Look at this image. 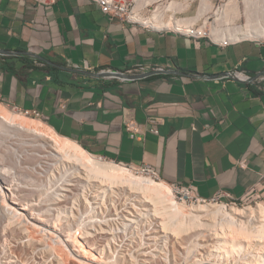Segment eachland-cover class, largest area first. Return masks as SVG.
<instances>
[{"label":"crops","instance_id":"0c3cea01","mask_svg":"<svg viewBox=\"0 0 264 264\" xmlns=\"http://www.w3.org/2000/svg\"><path fill=\"white\" fill-rule=\"evenodd\" d=\"M0 48L9 52L1 102L39 111L91 154L150 164L202 198H264V82L225 77L264 71V38L222 46L111 19L95 0H0ZM141 64L164 71L131 80L94 72Z\"/></svg>","mask_w":264,"mask_h":264},{"label":"rangeland","instance_id":"374dc122","mask_svg":"<svg viewBox=\"0 0 264 264\" xmlns=\"http://www.w3.org/2000/svg\"><path fill=\"white\" fill-rule=\"evenodd\" d=\"M205 1L209 5L208 9L203 8V3ZM205 1L193 0L192 3H190L181 2L180 0H151L144 9H141L140 15L144 16V20L146 21L148 18L146 16H151L153 13L152 11L158 9L159 11L165 12L166 18L173 14L179 18H193L191 26L197 23L198 25H202V28L204 27V20L210 16L211 18L209 20L212 23L210 24L209 21L207 24L211 26V32H213V26H215V28L219 27L218 29L223 34H226L227 26L244 25V23H246L244 0ZM172 2L173 5H175L174 7H170ZM135 5L137 6V2H135ZM223 8L230 9L229 18H231V23H228L229 25L224 21L225 19L220 18L222 22L219 21V18L217 19ZM169 27L185 29L184 27ZM4 103L7 108H15V106L7 105L6 102ZM16 109H18V112L28 116L40 118L32 111L26 113V110L22 108L18 107ZM41 119L48 122V120L44 118ZM0 134L2 138L0 139V152L4 155L2 157V164L4 167L13 165L14 174L17 173L18 175L16 178L15 176L13 177V179L15 178L13 183L15 181L17 182H15L14 185L12 184V187L14 188L17 187L18 184H21L20 186L18 185L19 194H22L26 201L35 202V212H41L48 218L51 225H53L52 230H50L56 234L51 235L49 232L44 231V225H40L41 228H39V226L38 228L35 227V229L32 228V230L31 227L33 225L31 223H35L36 221L27 214L28 210L24 211L26 215L13 216L11 212L6 213L8 209H4L5 211L0 209V264H84L80 260L87 259L84 256L77 255L76 253L74 254L71 246H68L69 243L66 240L64 241V239L68 238L67 236L79 237L89 250L95 252L99 256V260L93 261L94 264H225L224 259L226 257L225 255H221L218 249V239L220 240V238L214 235V231H207L206 229L204 231L203 229V233L200 235H197L195 231H190L188 233L183 232L177 235L170 229H164L161 225L154 224L155 220L149 217L146 218L147 216L145 215L143 216L139 212L140 210L134 207V205L132 207L131 204H128L131 200L126 201L129 205L127 208L119 203L121 200L118 199L116 195L115 197L109 193L107 194V191L101 193L98 189L96 190L93 185L95 181L81 180L79 181L80 183L77 182L78 179L75 169L69 163L61 162L63 163L61 164L58 158L41 156L44 155V153L39 154V152H34V150L30 149L28 146L17 144V138L13 136L15 138L14 141V138L9 133H5L7 135H4V133ZM11 143H13L12 146L16 148V159L14 158L15 164L10 162V156H13V154H10L12 150L10 148ZM36 156V159H38L37 162L36 159H34ZM95 156L97 159H100L99 156ZM31 158L34 159V161ZM100 160L112 161L109 159ZM131 169L137 174L144 173L148 175L147 172ZM172 185L178 193L179 201L184 202V200H186L189 205L221 204L224 205L225 208L230 209L231 207H256L258 205L256 203L257 201L264 204V198H250L248 202H239L238 206L228 202L226 199L220 202L213 200H207L206 202L199 201L192 195H188L187 191L182 190L181 185ZM72 187L79 188L78 191H73L75 197L72 193L64 190ZM75 192L79 194H75ZM65 193H67L68 196L70 195V198L67 196L69 202L66 203V205H64V201H60L61 198H67H64ZM60 194L61 196H59ZM52 197H59L58 200L61 205H55L52 201H49ZM1 200L3 202V199ZM130 203H133V201ZM21 226H25V228ZM27 227H30V231L32 230L30 236L26 235L27 231H24ZM22 228L24 232L21 231ZM59 235L63 240H59L61 239L58 238ZM262 243L264 244V241H262ZM245 244L239 247L235 252L229 253L234 255L241 251L239 255L242 258L239 259V255L237 256L239 259L238 264H249V260L251 259L250 256L254 252L253 249H262L264 247L261 241L259 242L256 240ZM59 247H61L65 253V258L63 256L61 259L59 256ZM67 253L68 259L66 258ZM207 255L209 258H207ZM203 256V260H200ZM62 260H64V262H62ZM203 261L208 262L203 263ZM231 263L232 261H230V264Z\"/></svg>","mask_w":264,"mask_h":264},{"label":"bare ground","instance_id":"6f19581e","mask_svg":"<svg viewBox=\"0 0 264 264\" xmlns=\"http://www.w3.org/2000/svg\"><path fill=\"white\" fill-rule=\"evenodd\" d=\"M136 2L137 6H135L136 13L134 18L142 22L144 21V23L153 25L155 27L175 26L179 28L184 27L185 29H188L192 25L193 18H179L174 14L166 18L165 12L159 11L158 9L153 10L151 16H146L148 18L145 21L144 16L140 15L141 9H144L145 6H147L151 2V0H137ZM244 2L246 14L245 18L247 20L246 23H244V25H233L229 27L227 26L226 34L220 32V30L218 29L219 27L215 28V26H213L212 33L214 35H216L217 37L231 35L236 39L264 37V0H244ZM174 6L175 5H173L172 2L170 4V7ZM208 7L209 5L205 1L203 3V8L208 9ZM229 13L230 9L228 10L226 8H223L217 19L219 18V21L221 22L222 19H225L224 21H226L227 25H229L231 23ZM220 18L222 19L220 20ZM0 133H4V135H7L8 133L11 134L12 137L14 136L15 138H17V144L28 146L30 149L34 150V152H39V154L44 153V155L41 156H47V158L55 157V159H59L60 163H69L75 169V172L77 174L76 177L78 179L77 182L81 180H89L91 182L95 181L93 185L96 190L98 189L99 191H101V193H105L107 191V194L109 193L113 196L116 195L117 198L121 200L119 202L120 204L126 207L129 206L128 204H131L132 207L134 205V207L140 210L139 212L143 216L145 215L147 216L146 218L149 217L152 220H155L156 222L154 221V224L161 225L164 229H170L177 235H180L183 232L188 233L190 231H195L197 235H200L203 233V229L204 231L205 229L207 231H214V235H217V237L220 238V240L218 239V249L219 252H221V255H225L226 257L224 259L225 264H230V261H232L231 264H238L239 259L242 258L239 255L241 251L235 253L234 255L229 253L235 252L236 250H238L239 247H242V245H244L245 243H251V241L256 240L259 242L261 241V244H263L262 241H264V204L259 203V201L256 202L258 204L256 207H231L230 209L225 208V206L221 204L189 205L186 200H184V202H180L178 199V193L175 190L174 186L166 182L165 180L161 178H158L160 179L158 180L156 176L148 172V175H145L144 173L137 174L131 168H138L133 166H130V168L127 165L115 161L97 159L95 155L91 154L88 150H86L78 141L68 136L60 134L49 123L41 119V117H31L24 113L18 112V109L16 108H7V106L1 101ZM0 139H2L1 136ZM12 145L13 143H11L10 146V148L12 149L10 151V154H13V156H10V162L15 164L14 158L16 159V148ZM3 156V153L0 152V177H2L3 184L6 185L4 186L0 184V209H8V212L6 213L11 212L13 213V216H21L23 214L26 215V212L24 211L28 210L27 214H29L31 218L38 223H31L33 225L31 229H35V227L38 228V226L39 228H41L40 225H44V231L49 232L51 235L55 234L53 231H51L53 225H51L48 218H46V216H44V214L39 211V213L35 212V202L32 203L26 201L23 198V195L21 194V196L19 194L18 188L21 184H18L19 186L17 185V187H12V184L14 185V183L17 182L15 181L13 183L14 179L18 175L17 173L14 175L11 173L10 169L12 167L14 168L13 165H11L10 167H4V165L2 164ZM36 158L37 156L34 159ZM34 159L32 160L34 161ZM37 160L38 159H36V162ZM138 170L143 171L141 169ZM14 176L15 178L13 179ZM75 188H66L64 190L73 194V191H78L79 189L77 187L75 190ZM77 193L78 192H75V194ZM64 195V198L68 196L67 193H65ZM59 196H61V194ZM68 197L70 198V195ZM68 197L65 199L61 198L60 201H64V205H66V203L69 202ZM58 198L52 197L49 201H52V203H54L55 205H61ZM1 199H3V202ZM127 200H131L133 201V203H130V201L127 204ZM3 203L6 207L3 205ZM235 205L238 206V204ZM21 227L25 228V226ZM21 231H23V228ZM24 231H27L26 235H31L30 227H27ZM67 237L68 238L64 239V241L66 240L69 243L68 246H71L74 254L76 253L77 255L84 256L87 259L80 260L84 264H94L93 261L99 260V256L95 252L89 250L85 246L84 242L79 239V237ZM58 238H61L59 240H63L60 235ZM253 250L254 252L250 256L251 259L249 260V264H264V247L262 249L254 248ZM59 251L60 252L58 254L62 259L65 253L63 252L61 247H59ZM238 255L239 259L237 257ZM67 256L68 253L66 254V258ZM203 258L204 256L200 260H203ZM207 258H209L208 255ZM62 262H64V260H62ZM205 262L208 261H203V263Z\"/></svg>","mask_w":264,"mask_h":264},{"label":"built area","instance_id":"2783aa9c","mask_svg":"<svg viewBox=\"0 0 264 264\" xmlns=\"http://www.w3.org/2000/svg\"><path fill=\"white\" fill-rule=\"evenodd\" d=\"M38 4H53L55 3L56 0H33ZM101 7L102 11L111 19L114 18H120L122 20L128 21V22H136V23H140V24H144V26L146 27H155L153 25L144 23V21H140L138 19H135V2L137 0H95ZM181 2H190L192 3L193 0H180ZM219 7V6H218ZM217 7V8H218ZM211 17L209 16L206 20H204L203 25L204 27L202 28V25H198L197 23H195L193 26H191L189 29H178V28H172V27H157V28H161V29H166V28H171L173 30H175L176 32L185 34L187 36L190 37H194V38H209L214 42H217L219 44H221L222 46H228L231 45L235 42H238L241 39H236L234 37H232L231 35H224L223 37H217L216 35H214L211 32V26H208V22L210 21ZM217 21V19H216ZM212 22L210 21V24ZM9 54V52H5L0 48V57L1 56H5ZM88 65V64H87ZM90 67V66H89ZM164 71V68L161 66H150V65H145V64H141L132 68H128L124 71L122 70H111V69H94V72L98 73V74H102V75H106L108 77L111 78H118L120 80H131V79H137V78H141L144 76H147L151 73H157V72H162ZM225 77H229V78H233L235 80L238 81H242L247 82V83H259V82H264V71L262 72H258L257 74H249L245 71L242 70H234L229 72L228 74H225ZM261 88H264V85L261 86ZM1 101V98H0ZM7 105H12L10 103H8ZM15 106V105H12ZM15 108H18L17 106H15ZM26 112H30L28 110H26ZM34 112L37 116L43 118V116L41 115V113L37 110L32 111ZM127 129L132 133V136H134V133L137 132L140 129V126L130 120L127 122ZM154 132L158 133L159 129L158 126L156 124V121L153 120V125L151 128ZM100 159H107L103 156H99ZM120 163H124L127 164L129 166H133L136 167L138 169L143 170L144 172H148L153 174L154 176H156L157 178H161L159 172L157 171V169L150 165V164H142V165H132L129 163H125V162H120ZM240 165L242 167H245L247 165L246 160H240ZM11 173L14 175V168H11ZM0 184H3L2 181V177H0ZM6 186V185H4ZM182 186V190L187 191L188 195H192L193 197H195L197 200L199 201H207V200H213V201H224L225 199L228 202L234 203V204H238L239 202H248V199L246 200H237L236 198H234L233 196H231L228 193H224V194H220L214 198L211 199H206V198H202L200 197L197 193L196 190L194 188V186L190 185V186H186V185H181Z\"/></svg>","mask_w":264,"mask_h":264}]
</instances>
